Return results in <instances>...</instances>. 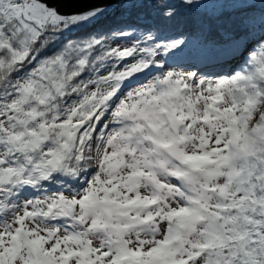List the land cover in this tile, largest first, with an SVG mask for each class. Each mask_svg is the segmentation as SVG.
<instances>
[{
	"label": "rangeland",
	"instance_id": "obj_1",
	"mask_svg": "<svg viewBox=\"0 0 264 264\" xmlns=\"http://www.w3.org/2000/svg\"><path fill=\"white\" fill-rule=\"evenodd\" d=\"M27 2V15L40 21L53 11ZM249 30L224 50L228 65L216 73L184 65V56L170 52L177 48L173 41L158 47L159 41L140 37L112 43L117 60L88 81L79 99H70L58 144L32 102L41 79L1 100L0 194L16 177L25 187L40 180L71 146L83 117L100 104L106 111L88 120L100 127V141L91 154L94 167L77 177L78 188L35 199L23 195L1 215L0 264H231L236 252L243 264H264V161L256 191L243 178L249 168L242 170L241 150L233 148L238 124L264 88V37L257 47L251 41L243 47L256 35L255 27ZM195 58L213 60L205 51ZM170 114L180 121L176 130L167 126ZM76 136L80 141L90 134L83 129ZM191 166L198 169L192 175L200 210L187 223L192 199L181 184ZM120 225L127 232L117 241L113 231Z\"/></svg>",
	"mask_w": 264,
	"mask_h": 264
},
{
	"label": "trees",
	"instance_id": "obj_2",
	"mask_svg": "<svg viewBox=\"0 0 264 264\" xmlns=\"http://www.w3.org/2000/svg\"><path fill=\"white\" fill-rule=\"evenodd\" d=\"M236 1L234 4V0H118L105 9L61 18L49 11L40 21L27 15L28 5H31L27 0L24 4L22 0H0V101L18 96L26 81L41 79L32 102L38 103L43 125L50 139L58 144L70 99H79L91 78L109 72L107 63L117 60L111 50V44L116 41L140 37L153 43L159 41L155 47L176 42L177 48L171 53L177 51L186 58L184 65L208 73L227 67L229 57L223 55L224 50L248 35L250 27L256 28V35L244 42L243 47L250 41L259 46L264 37V0ZM198 51L207 52L213 60L202 64L198 58L192 59ZM254 80L258 81L256 77ZM259 88L253 108L238 124L240 135L233 144V148L241 150L238 161L243 164L242 170L249 168L243 178L252 183L256 191L261 183L256 171L264 161V88L261 85ZM80 104L82 108L87 105L84 99ZM105 108V104H100L83 117L76 135L86 129L90 136L78 141L75 135L58 163L40 180L25 187L21 185L22 177H16L7 185L0 194V217L11 212L23 195L35 199L39 193L51 195L65 187L81 185L77 177L93 169L91 154L100 141L101 132L100 127H92L88 120L97 113L103 116ZM260 122L261 129L254 133ZM8 156L5 153V157ZM192 168H186L193 171L184 175L181 184L184 195L192 199V209L185 219L187 223L198 218L200 210L197 204L195 206L198 199H195L192 175L198 169ZM254 206L256 208L257 204ZM138 216V213L133 215L132 223ZM146 219L149 220V216ZM141 221H138L139 226ZM211 250L214 252L215 248ZM237 255L238 252L231 264H243Z\"/></svg>",
	"mask_w": 264,
	"mask_h": 264
},
{
	"label": "water",
	"instance_id": "obj_3",
	"mask_svg": "<svg viewBox=\"0 0 264 264\" xmlns=\"http://www.w3.org/2000/svg\"><path fill=\"white\" fill-rule=\"evenodd\" d=\"M43 4L46 8L52 9L60 17L78 15L91 10L105 9L116 3L118 0H35ZM152 105H157L156 100H152ZM180 121L175 115L170 114L167 118V126L176 130ZM137 128V127H136ZM122 221H127L126 215H119ZM106 221V218H104ZM106 226L108 224L106 223ZM127 232V225L117 226L113 231V236L117 241H121Z\"/></svg>",
	"mask_w": 264,
	"mask_h": 264
},
{
	"label": "bare ground",
	"instance_id": "obj_4",
	"mask_svg": "<svg viewBox=\"0 0 264 264\" xmlns=\"http://www.w3.org/2000/svg\"><path fill=\"white\" fill-rule=\"evenodd\" d=\"M254 34H255V33H254ZM229 52H230V51H229ZM204 56H205V55H204ZM200 57H201V56H200ZM206 57H207V56H206ZM202 60H203V59H202ZM237 81L240 82L241 80L238 79ZM238 84H239V83H238ZM173 234H174L173 232H170V233H169V236H171V235H173ZM169 236H168V238H170ZM166 240H167V239H166Z\"/></svg>",
	"mask_w": 264,
	"mask_h": 264
}]
</instances>
